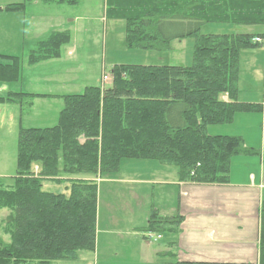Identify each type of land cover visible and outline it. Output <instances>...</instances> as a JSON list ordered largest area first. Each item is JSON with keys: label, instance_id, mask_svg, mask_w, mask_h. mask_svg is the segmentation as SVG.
<instances>
[{"label": "trees", "instance_id": "1", "mask_svg": "<svg viewBox=\"0 0 264 264\" xmlns=\"http://www.w3.org/2000/svg\"><path fill=\"white\" fill-rule=\"evenodd\" d=\"M231 1L210 5L206 0H124L118 4L127 9L121 12L126 14L129 47L160 49L171 40L193 35L191 63L113 65L104 89L98 82L81 93L63 96L56 124L19 127L16 174L8 187L0 180V208L10 210L1 229L11 239L0 244V264H55L75 260L80 251H93L96 185L67 179L70 194L65 196L42 189L43 181L116 173L122 159H153L174 166L183 181L228 182L230 159L253 151L241 137L209 135L206 127L229 123L236 112L256 108L235 101L234 95L240 51L259 44L251 42V34H199V30L207 22L264 23V6ZM212 6L218 12L213 13ZM230 11L232 21L221 19ZM62 35L51 33L39 42L43 47L31 52L28 61L59 56ZM47 45L50 49L43 50ZM20 64L19 57L0 54V84L16 81ZM25 95L29 94L9 92L0 96V102ZM161 220L157 223L167 222ZM258 264H264V200Z\"/></svg>", "mask_w": 264, "mask_h": 264}, {"label": "crops", "instance_id": "2", "mask_svg": "<svg viewBox=\"0 0 264 264\" xmlns=\"http://www.w3.org/2000/svg\"><path fill=\"white\" fill-rule=\"evenodd\" d=\"M83 1L7 0L0 4V43L4 44L0 54L20 55L23 70L31 68V65L25 67V54L35 51L40 40L55 32L69 37L59 47L58 58L31 68L26 82L32 87L30 90L29 86L11 85L23 78L20 74L16 81L0 84V96L9 92L27 93L24 97L30 99L29 107L35 102L43 107L62 104L64 95L81 93L88 86L98 85L97 67L88 79L82 57L77 58L78 64L70 62L79 50L93 44L85 39L84 33H79V28L83 29L79 22L102 19L105 9V0H96L98 14H93V1L89 4ZM122 1L110 0L114 6ZM206 1L212 5L223 0ZM232 1L236 5L257 2L264 6V0ZM22 2L25 4L21 8H8ZM212 9L213 13L218 12L214 6ZM233 13L230 11L228 17L221 14V19L232 21ZM222 24H227L230 30L222 33L253 36L264 33V23ZM6 44L10 50H5ZM222 99L227 100V96L223 95ZM234 99L256 108L236 112L229 123L210 124L206 133L239 136L246 147L252 149L255 145L261 149L259 157L234 155L226 183L183 181L174 166L153 159H122L119 170L121 162L126 160L129 168L125 176L128 177L116 178L125 180L126 184L113 182L112 177H104L106 173L63 175V190L55 193L69 196L67 179L87 180L96 185L95 242L92 252L80 251L75 260H57L55 264H258L260 210L264 200V45L240 51ZM210 128L215 129L211 132ZM138 165L143 169L138 171ZM129 181L142 182L131 184ZM103 186L118 189L104 191ZM5 209L0 210V225L10 213ZM158 220L167 222L157 223ZM150 221H153L152 230L148 228ZM148 232L159 238H148Z\"/></svg>", "mask_w": 264, "mask_h": 264}, {"label": "rangeland", "instance_id": "3", "mask_svg": "<svg viewBox=\"0 0 264 264\" xmlns=\"http://www.w3.org/2000/svg\"><path fill=\"white\" fill-rule=\"evenodd\" d=\"M7 0H0V4H3ZM94 6L93 14H98V5L96 0H92ZM83 3H90V0H84ZM105 9L102 19L84 20L80 21L79 25H83V29L79 28L80 34L86 37L93 44H90L84 50H79L76 56L71 57L70 62L78 64L80 57L83 58L84 73H87L88 79L92 77V73L96 70L100 75L104 71L109 70L113 65H156V64H190L192 58L193 45L195 38L192 36L171 40L166 46L160 49H142V48H128L125 42L126 36V20L125 16L121 11L126 12L127 9L123 6H114L110 0H105ZM80 11H83L81 9ZM102 14V13H101ZM113 16V20L111 17ZM87 30V32H84ZM227 24L222 23H205L199 30V33H222L229 32ZM56 33V32H55ZM50 35V34H49ZM46 37V39L49 37ZM45 39V40H46ZM42 41V40H40ZM44 41V40H43ZM69 41V37L61 38V45L66 44ZM61 45L59 47H61ZM4 46L0 43V47ZM43 47V46H42ZM42 47H37L36 50H40ZM50 47L47 45L43 50H49ZM60 49V48H59ZM5 50H10L9 44H6ZM59 56L43 58L38 61L29 62L28 53L25 54L24 59L25 67L34 68L41 62H49L46 60L55 59ZM20 58V55H19ZM20 74L23 78H19L18 82H13L11 85L22 86L25 88L27 82V76L31 73V68H24V62L22 57L20 58ZM32 87L29 86V90ZM22 90V89H21ZM27 96V95H25ZM30 99L24 97L23 99H16L12 102H0V180L3 186L8 187L13 182V176L16 174V156H17V136L19 127H49L57 122L58 114L60 109L63 107V103L58 105H43L39 107L37 102L34 103L33 107H29ZM226 125V124H224ZM236 125V124H235ZM221 127V126H214ZM231 127V126H225ZM213 132L215 128H210ZM264 134V133H263ZM255 137V135H252ZM262 141V139H261ZM261 145V144H260ZM259 145V146H260ZM252 154L259 157L261 147L253 145ZM144 160V159H142ZM172 167V166H171ZM129 165L127 161H122L120 170L117 173H106L104 177H112L113 182L117 181L119 184H126L125 180H118L116 177H128L125 176ZM138 171L143 169L142 165H138L136 168ZM101 174V173H99ZM139 174V173H137ZM138 176V175H137ZM143 176V175H142ZM135 177V176H134ZM142 181H135L129 183H141ZM44 189L51 192H61L63 190V181L54 182L46 180L44 183ZM118 188L110 189L107 186H103V190H117ZM138 210V203L135 204ZM5 209V208H0ZM6 210V209H5ZM9 210V209H7ZM137 215V214H136ZM139 215V212H138ZM137 215V217H138ZM162 234V231H161ZM159 238V236H158ZM10 236L4 230L1 229L0 225V244H6L10 242ZM152 240H155L152 239Z\"/></svg>", "mask_w": 264, "mask_h": 264}, {"label": "built area", "instance_id": "4", "mask_svg": "<svg viewBox=\"0 0 264 264\" xmlns=\"http://www.w3.org/2000/svg\"><path fill=\"white\" fill-rule=\"evenodd\" d=\"M252 41L255 43H264V35L262 36H256L254 38H252ZM110 79L109 74L107 73H103L102 74V82L108 81ZM149 237H151V235L149 234Z\"/></svg>", "mask_w": 264, "mask_h": 264}]
</instances>
